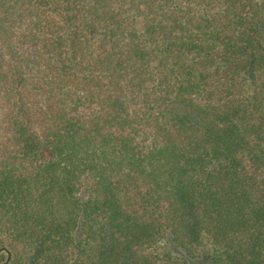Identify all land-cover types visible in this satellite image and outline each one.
Masks as SVG:
<instances>
[{"label":"trees","instance_id":"trees-1","mask_svg":"<svg viewBox=\"0 0 264 264\" xmlns=\"http://www.w3.org/2000/svg\"><path fill=\"white\" fill-rule=\"evenodd\" d=\"M0 264H264V0H0Z\"/></svg>","mask_w":264,"mask_h":264}]
</instances>
